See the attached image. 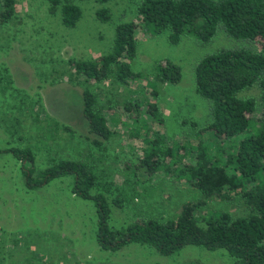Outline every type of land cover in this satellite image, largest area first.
<instances>
[{
    "label": "rangeland",
    "instance_id": "obj_1",
    "mask_svg": "<svg viewBox=\"0 0 264 264\" xmlns=\"http://www.w3.org/2000/svg\"><path fill=\"white\" fill-rule=\"evenodd\" d=\"M74 2L81 16L73 27L62 24L58 11L50 13L46 0H15L14 15L0 25V149L29 147L35 155L36 172L60 155L93 158L96 171L107 175L99 189L107 197L113 228L141 219L173 218L188 201L204 200L197 212L200 225L210 212L241 213L232 202L204 199L185 183L166 176L124 173L125 156L134 144L118 122L117 104L127 93L126 86L111 79L74 81L61 72L70 58L87 60L108 53L116 25L139 18V0ZM104 7L111 13L108 21L95 15ZM244 45L223 28L208 42L184 35L172 44L166 32L139 36L134 71L151 76L162 60L181 68L179 83L158 87L157 102L169 141L193 143L196 129L206 126L209 119L210 101L195 88L197 61L219 49ZM86 88L94 92L97 104L118 132L100 147L85 132L80 99ZM128 89L130 94L137 92L135 86ZM242 95L256 97L258 90L253 87ZM258 116L259 110L252 114L253 119ZM71 187L72 178L65 176L28 189L18 160L10 152L0 153V264H236L223 249L211 251L194 245L168 256L137 243L114 252L102 250L96 240V209L91 201L72 193ZM117 197L122 199L121 207L112 201Z\"/></svg>",
    "mask_w": 264,
    "mask_h": 264
},
{
    "label": "trees",
    "instance_id": "obj_2",
    "mask_svg": "<svg viewBox=\"0 0 264 264\" xmlns=\"http://www.w3.org/2000/svg\"><path fill=\"white\" fill-rule=\"evenodd\" d=\"M46 1L50 13L59 12L64 26L76 25L81 9L74 0ZM14 13L15 0H0V25ZM137 13V20L116 25L108 53L87 60L70 58L62 75L85 83L111 79L126 86L127 93L117 104L121 131L126 130L128 140L134 141L122 167L125 174L166 176L185 183L204 199L232 202L242 212H210L200 225L197 212L204 200L188 201L173 218L141 219L117 229L109 223L110 207L99 189L107 175L96 171L90 156L53 157L49 166L36 172L35 155L29 147L11 146L0 153L10 152L18 160L28 189L71 177L72 193L91 201L96 209V240L102 250L114 252L137 243L168 256L194 245L211 251L223 249L236 264H264V0H139ZM95 15L101 21L111 17L107 7L97 9ZM219 28L245 45L222 48L197 61L195 88L210 101L209 119L206 126L196 129L193 143L169 141L157 102L158 87L179 83L181 68L162 60L151 76L134 71L138 38L166 32L172 44L184 35L208 42ZM131 86L137 87L135 94L129 93ZM253 87L258 96L242 95ZM80 101L86 136L92 144L100 147L118 135L90 88L83 89ZM257 110L260 116L253 119ZM112 201L123 205L121 198Z\"/></svg>",
    "mask_w": 264,
    "mask_h": 264
}]
</instances>
